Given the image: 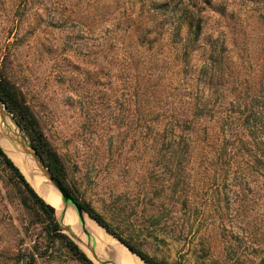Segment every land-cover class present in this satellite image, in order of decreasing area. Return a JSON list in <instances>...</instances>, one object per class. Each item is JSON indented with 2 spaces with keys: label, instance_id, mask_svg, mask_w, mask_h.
I'll list each match as a JSON object with an SVG mask.
<instances>
[{
  "label": "trees",
  "instance_id": "1",
  "mask_svg": "<svg viewBox=\"0 0 264 264\" xmlns=\"http://www.w3.org/2000/svg\"><path fill=\"white\" fill-rule=\"evenodd\" d=\"M148 1V9L147 0H138L139 7L132 2L124 20L130 38L127 103L131 129L136 134L140 127L145 160L152 165L144 171L155 179L148 189L173 202L170 211L178 221H199L203 245L234 240L237 250L252 249L250 221H264V0ZM8 81L0 72V97L53 176L111 235L145 262L163 264L80 199L34 112ZM0 161L75 260L96 264L63 234L1 145ZM0 254L4 264H37L45 253L14 241Z\"/></svg>",
  "mask_w": 264,
  "mask_h": 264
},
{
  "label": "rangeland",
  "instance_id": "2",
  "mask_svg": "<svg viewBox=\"0 0 264 264\" xmlns=\"http://www.w3.org/2000/svg\"><path fill=\"white\" fill-rule=\"evenodd\" d=\"M137 1L0 0V72L34 112L80 199L143 254L163 264H264V221H250L252 249L237 250L234 240L209 247L198 238L205 233H198L199 221H178L179 214L170 211L173 202L148 189L155 179L144 171L152 165L145 160L140 127L136 134L131 129L127 103L130 38L124 20ZM150 5L147 0L145 9ZM13 123L9 131L18 134ZM0 143L14 161L20 158L3 133ZM65 203L57 219L65 210L73 214L66 212L64 225L94 262L88 242L105 259H112L115 248L116 264H144ZM50 225L0 161V252L15 241L45 253L37 264H81Z\"/></svg>",
  "mask_w": 264,
  "mask_h": 264
},
{
  "label": "water",
  "instance_id": "3",
  "mask_svg": "<svg viewBox=\"0 0 264 264\" xmlns=\"http://www.w3.org/2000/svg\"><path fill=\"white\" fill-rule=\"evenodd\" d=\"M7 105L5 104L4 100L0 97V115L2 117V125L0 127V133H3V135L6 137V139L9 141V143L11 144V147L14 148L17 153L20 154H25V153H29L32 158H34V160L38 163L40 167V169L43 171V174L46 175L47 177H49V179L53 182L52 184L55 185V187L57 188V190L61 193L62 198L72 204L76 209L77 212L79 214L80 217L83 216V214H87L84 209L81 207V205H79L74 197L60 184V182L53 176V174L51 173V171L49 170V168L45 165V162L42 161L41 158H39L38 153L34 150V148L32 147L29 139L26 137L25 133H23L22 129L20 128V126L18 125L14 115L11 113V111L9 110L8 107H6ZM11 118L12 121L14 122L15 126H16V130L18 131V134H13L11 133V131H9L8 127H6V122L7 119ZM0 145L2 146V144L0 143ZM3 148V146H2ZM4 149V148H3ZM6 152V151H5ZM8 155V154H7ZM9 156V155H8ZM10 157V156H9ZM11 158V157H10ZM12 159V158H11ZM13 160V159H12ZM14 161V160H13ZM15 163V161H14ZM16 164V163H15ZM17 165V164H16ZM18 166V165H17ZM19 167V166H18ZM20 168V167H19ZM22 171V170H21ZM23 172V171H22ZM24 173V172H23ZM24 175L26 176V174L24 173ZM27 178V176H26ZM28 179V178H27ZM29 181V179H28ZM30 183V181H29ZM32 185V184H31ZM33 186V185H32ZM34 187V186H33ZM37 191V190H36ZM39 194V193H38ZM40 195V194H39ZM41 196V195H40ZM42 197V196H41ZM43 198V197H42ZM43 200L45 201V199L43 198ZM46 202V201H45ZM47 209L50 211V213L56 218L57 222L59 223V225L61 226V229L63 231V229L68 232L69 235H71L73 241H77V239H79L78 235H75V231H73L72 227L68 225H64L65 223V216H66V212L61 213L60 215V220L57 219L56 217V209H54V207L52 205H50L49 203H47ZM91 219H93L89 214H87ZM94 220V219H93ZM95 221V220H94ZM96 222V221H95ZM100 227H102L109 235H111V233L105 229V227H103L102 225H100L98 222H96ZM83 231L84 233L88 235V230L86 228L83 227ZM112 237H114L113 235H111ZM115 239H117L116 237H114ZM119 240V239H117ZM119 242L121 244H123L120 240ZM132 254H135L129 247H127L125 244H123ZM87 248L89 249V251L91 252V254L93 255V257L95 258L94 260H96L98 262V264H116L112 259H105L104 257H101L97 254V250L95 248V246L91 243L88 242L86 244ZM136 255V254H135ZM138 256V255H136ZM139 257V256H138ZM141 259V261H143L145 264H149L147 262H145L141 257H139ZM96 263V262H95ZM97 264V263H96Z\"/></svg>",
  "mask_w": 264,
  "mask_h": 264
},
{
  "label": "bare ground",
  "instance_id": "4",
  "mask_svg": "<svg viewBox=\"0 0 264 264\" xmlns=\"http://www.w3.org/2000/svg\"><path fill=\"white\" fill-rule=\"evenodd\" d=\"M12 123H13L12 119L8 118L7 119V124H8L7 127H8V129H10V126H11ZM17 156L20 157V158H18L17 160L15 159V162L18 164V166H21L20 168L26 174V176L29 179L30 183L34 186V188L37 190V192L45 199V201L47 203H49L50 205H52L54 207V209H56V213L57 214L59 212L63 211V210L59 209V207H62V206L67 205V204L65 203L64 199H62L61 193L57 190L55 185L52 184L53 182L49 179V177H47L46 175L43 174V171L40 169L41 166L38 165V163L34 160V158H32V156L28 155V157H27V155L24 156L22 154H18ZM28 158H29V160H28ZM27 160L30 162L29 164L26 163ZM65 211L68 212L69 215L72 217L73 214L71 212H69V210H65ZM83 215L90 222H93L94 224H96V226L100 230L101 229L103 230V228L100 227L87 214H83ZM78 223H80V222H78ZM88 227H93V225L92 226H88ZM97 233H99V232H97ZM104 233H105L104 235H106L107 237H110L113 240L114 243L116 242L117 246H122L129 253H131L123 244H121L120 242H117L118 240H115V238L112 237L111 235H109L106 231H104ZM92 235L95 236L94 234H92ZM98 235H100V234H98ZM97 238H98V236H97ZM99 239H100V242L103 241L102 235H100V238H98V240ZM81 241H83V240H81ZM132 255H134L137 259H139V261H141V259L138 256H136L135 254H132ZM110 256H111L112 260L116 262V258H117L116 257V252H115V248H113L112 246H111ZM141 262L144 263L143 261H141Z\"/></svg>",
  "mask_w": 264,
  "mask_h": 264
}]
</instances>
